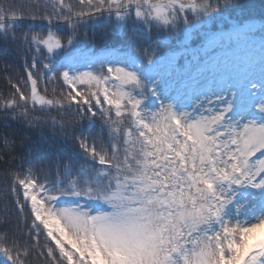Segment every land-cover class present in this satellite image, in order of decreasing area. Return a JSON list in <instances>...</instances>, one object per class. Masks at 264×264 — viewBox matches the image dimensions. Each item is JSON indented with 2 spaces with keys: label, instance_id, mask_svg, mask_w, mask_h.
<instances>
[{
  "label": "snow or ice",
  "instance_id": "snow-or-ice-1",
  "mask_svg": "<svg viewBox=\"0 0 264 264\" xmlns=\"http://www.w3.org/2000/svg\"><path fill=\"white\" fill-rule=\"evenodd\" d=\"M0 62L3 264H264V0H0Z\"/></svg>",
  "mask_w": 264,
  "mask_h": 264
},
{
  "label": "trees",
  "instance_id": "trees-1",
  "mask_svg": "<svg viewBox=\"0 0 264 264\" xmlns=\"http://www.w3.org/2000/svg\"><path fill=\"white\" fill-rule=\"evenodd\" d=\"M17 2H19V0H17ZM262 2V0H253V3L257 6V8L259 7L260 3ZM180 36V34L177 35ZM176 41L173 40L172 44ZM81 46H87V47H91L97 51L104 49V48H118L120 47L122 41H121V37L118 33H113L110 36L106 37V38H101L99 34H97L96 38L93 39L91 37V35L89 36V38L87 39H82L80 41ZM9 65L12 66V71H13V79H15V77L17 75L22 76L23 73V61L22 59H10L9 60ZM8 67V65H6L3 62H0V95H4L7 96L9 95L13 90L11 89V85L8 83L9 80V72L5 71V68ZM55 86L57 88H59L60 85H50L49 86V93L51 92V88ZM50 98V96H49ZM53 115H55V113H52ZM21 163V161L19 159H17L15 161V164L19 165ZM2 172H0V178H2ZM0 215H2V213H0ZM3 234V230L0 229V235ZM0 264H3V259L2 257H0Z\"/></svg>",
  "mask_w": 264,
  "mask_h": 264
}]
</instances>
